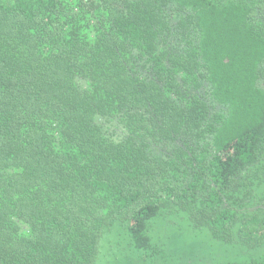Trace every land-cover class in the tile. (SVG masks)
<instances>
[{"label":"trees","instance_id":"16d2710c","mask_svg":"<svg viewBox=\"0 0 264 264\" xmlns=\"http://www.w3.org/2000/svg\"><path fill=\"white\" fill-rule=\"evenodd\" d=\"M170 210L264 246V0H0V264Z\"/></svg>","mask_w":264,"mask_h":264},{"label":"rangeland","instance_id":"374dc122","mask_svg":"<svg viewBox=\"0 0 264 264\" xmlns=\"http://www.w3.org/2000/svg\"><path fill=\"white\" fill-rule=\"evenodd\" d=\"M105 126L111 133H121L115 123ZM147 234L156 248L148 256L133 246L126 226L116 221L101 239L95 264H220L264 256V246L249 248L217 240L207 227L194 225L187 213L177 210L152 219Z\"/></svg>","mask_w":264,"mask_h":264}]
</instances>
